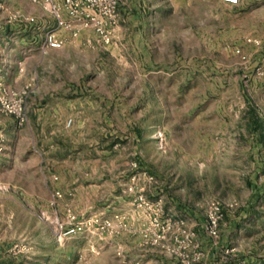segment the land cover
<instances>
[{
	"label": "rangeland",
	"instance_id": "1",
	"mask_svg": "<svg viewBox=\"0 0 264 264\" xmlns=\"http://www.w3.org/2000/svg\"><path fill=\"white\" fill-rule=\"evenodd\" d=\"M73 27L0 0L26 117L0 113V264H264V0H121L106 47Z\"/></svg>",
	"mask_w": 264,
	"mask_h": 264
},
{
	"label": "built area",
	"instance_id": "2",
	"mask_svg": "<svg viewBox=\"0 0 264 264\" xmlns=\"http://www.w3.org/2000/svg\"><path fill=\"white\" fill-rule=\"evenodd\" d=\"M121 0H31L40 5L49 13L55 25L61 29L71 31L73 36L77 31L73 27L75 22L90 28L95 35V43L100 47H106L111 43V30L116 24L117 7ZM229 4H236L238 0H223ZM27 22H33L34 18H25ZM248 41H251L248 39ZM256 44L257 39H252ZM65 44V38L57 33V29L48 31L42 42L43 52L49 49H59ZM23 98L15 91L0 86V113L13 116L18 124L26 120L23 106ZM93 221L88 220L87 222ZM211 224H215L213 218ZM84 222L76 220L74 214L69 212L65 221H55V230L58 237L70 236L82 229ZM108 224H102V227Z\"/></svg>",
	"mask_w": 264,
	"mask_h": 264
},
{
	"label": "crops",
	"instance_id": "3",
	"mask_svg": "<svg viewBox=\"0 0 264 264\" xmlns=\"http://www.w3.org/2000/svg\"><path fill=\"white\" fill-rule=\"evenodd\" d=\"M24 39H26V37H22V38L18 39L16 42L17 43L18 42L19 43H25ZM4 41H5V37L1 36L0 37V81H4L3 80V74H2L3 69L6 70V68H10V62H9L8 57H7L9 54L7 53L6 46H3ZM32 54H34V52ZM25 65H26V62L22 61L20 64L21 71H23V69L25 68ZM34 71H35V69H34Z\"/></svg>",
	"mask_w": 264,
	"mask_h": 264
}]
</instances>
